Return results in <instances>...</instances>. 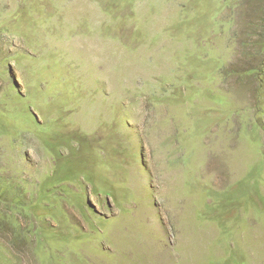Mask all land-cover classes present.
I'll return each mask as SVG.
<instances>
[{
	"label": "rangeland",
	"instance_id": "1",
	"mask_svg": "<svg viewBox=\"0 0 264 264\" xmlns=\"http://www.w3.org/2000/svg\"><path fill=\"white\" fill-rule=\"evenodd\" d=\"M0 264H264V0H0Z\"/></svg>",
	"mask_w": 264,
	"mask_h": 264
}]
</instances>
